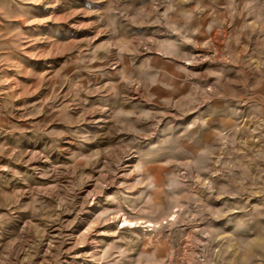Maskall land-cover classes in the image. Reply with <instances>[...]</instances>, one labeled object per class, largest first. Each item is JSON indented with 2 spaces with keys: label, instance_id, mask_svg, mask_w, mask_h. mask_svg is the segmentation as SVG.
Here are the masks:
<instances>
[{
  "label": "clouds",
  "instance_id": "obj_1",
  "mask_svg": "<svg viewBox=\"0 0 264 264\" xmlns=\"http://www.w3.org/2000/svg\"><path fill=\"white\" fill-rule=\"evenodd\" d=\"M0 97V264H264V0H0Z\"/></svg>",
  "mask_w": 264,
  "mask_h": 264
},
{
  "label": "rangeland",
  "instance_id": "obj_2",
  "mask_svg": "<svg viewBox=\"0 0 264 264\" xmlns=\"http://www.w3.org/2000/svg\"><path fill=\"white\" fill-rule=\"evenodd\" d=\"M87 33H81V35H86ZM37 47H42L41 45H37ZM68 55H71L70 53ZM65 59V57L62 56H57L55 58H50L47 62L45 61H32L31 65H34L36 70H41L44 69L45 64H54L56 62H63V60ZM19 79L21 80V83L24 85H34L36 83V81L30 77L24 76V77H19ZM43 91V90H42ZM42 96V93H37L36 96H29L26 99L23 100H17L15 101V106L19 107L22 104L28 103L31 104L34 101L40 99ZM7 100V97H0V105L5 104ZM11 109H9L10 111ZM16 135L18 136L19 133H15V134H4V133H0V145H3L5 148H14L16 147V142L13 139V136ZM31 135V134H28ZM23 146L24 147H32L34 148L35 145L30 143L29 141L25 140L23 141ZM0 164H7L10 167H16L19 168L20 166L15 165L11 160H8L6 157H0ZM7 176L8 177V181L4 182V181H0V188H4L5 190H8V188H10L12 186V182L11 181V175L7 174V173H0V177H4ZM91 211H95V209H91ZM86 220L88 219L87 216L84 217ZM86 226V225H85ZM83 251V250H81Z\"/></svg>",
  "mask_w": 264,
  "mask_h": 264
}]
</instances>
